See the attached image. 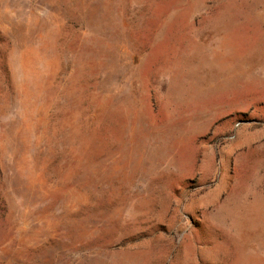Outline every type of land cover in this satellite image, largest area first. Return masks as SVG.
I'll return each instance as SVG.
<instances>
[{"label": "rangeland", "instance_id": "rangeland-1", "mask_svg": "<svg viewBox=\"0 0 264 264\" xmlns=\"http://www.w3.org/2000/svg\"><path fill=\"white\" fill-rule=\"evenodd\" d=\"M0 264H264V0H0Z\"/></svg>", "mask_w": 264, "mask_h": 264}]
</instances>
